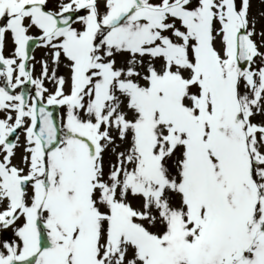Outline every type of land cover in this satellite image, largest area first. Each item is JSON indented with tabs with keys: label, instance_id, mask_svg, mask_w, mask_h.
<instances>
[{
	"label": "snow or ice",
	"instance_id": "obj_1",
	"mask_svg": "<svg viewBox=\"0 0 264 264\" xmlns=\"http://www.w3.org/2000/svg\"><path fill=\"white\" fill-rule=\"evenodd\" d=\"M0 264H264V0H0Z\"/></svg>",
	"mask_w": 264,
	"mask_h": 264
}]
</instances>
